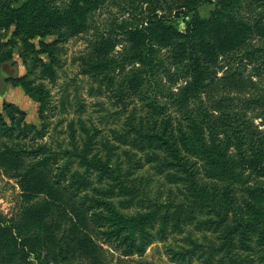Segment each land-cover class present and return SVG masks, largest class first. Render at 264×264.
<instances>
[{"label": "trees", "instance_id": "1", "mask_svg": "<svg viewBox=\"0 0 264 264\" xmlns=\"http://www.w3.org/2000/svg\"><path fill=\"white\" fill-rule=\"evenodd\" d=\"M20 1L0 0V27L15 26L30 39L38 38L40 48L30 44L31 48L36 53H48L54 43L45 42L46 36L60 33L61 29L69 34L84 31L89 14L106 0H69L62 8L47 0ZM145 1L150 7L146 21L133 25L129 19L124 20L130 45L121 53V63L104 59L98 61L99 69L105 73L116 65L121 70L129 63L139 65L123 74L134 87L140 73L150 76L163 69L167 59L160 54L161 47H172L175 67L184 83L177 91L168 90L167 96L182 112L184 122L178 124L174 138L168 132L172 118L166 113V104L152 96L146 98L149 115L141 119L145 120L141 123L144 130L133 129L142 141H157L172 157L173 165L184 167L183 155H189L201 161L208 177L219 183V187L213 185L212 191L196 190L192 196L200 208L213 213V231L218 232L213 239V261L200 257L197 264H258L262 254L252 253L256 247H264V130L246 113L212 112L200 101L201 91L214 71L202 64L199 53L214 55L245 43L250 25L232 16L221 17L232 14L228 8L243 0H215V9L208 17L201 15L196 0H171L169 11L163 14H158L161 0ZM246 1L250 8L255 3L258 7L264 4V0ZM181 15L187 17L184 31L179 30ZM0 62L14 66L12 60ZM254 69L252 76L259 79L256 82L252 76L248 78L253 93L251 98L242 99L244 105L249 99L264 103V52ZM7 78L14 81L17 77ZM113 82L109 76L108 83ZM2 106L11 120L15 119L14 110L20 112L9 102L4 101ZM160 118L163 122H159ZM20 122L21 119L17 121ZM17 127L24 132L36 130L30 124ZM4 129L10 132L14 126L4 125ZM40 135L41 131L34 132V137ZM41 149L8 143L0 149V167L20 178L22 196L30 203L16 219L0 216V261L68 264L78 260L79 264H106L104 244L115 247L124 257L143 253L149 242H142L139 234L156 212L131 216L116 208V198L132 195L133 191L120 178V170L98 153L78 157L68 152L64 165L57 160L50 163L51 156H41ZM73 156L79 158L82 171L72 168ZM92 173L96 180L90 178ZM36 196L41 198L35 201Z\"/></svg>", "mask_w": 264, "mask_h": 264}, {"label": "rangeland", "instance_id": "2", "mask_svg": "<svg viewBox=\"0 0 264 264\" xmlns=\"http://www.w3.org/2000/svg\"><path fill=\"white\" fill-rule=\"evenodd\" d=\"M47 1L62 8L69 0ZM170 1L159 2L158 14L169 11ZM196 2L204 17L215 9V0ZM234 6L228 8L232 14L221 17L232 16L249 24L251 29L244 44L214 55L199 53L202 64L214 71L201 91L200 101L212 112L246 113L264 130V103L249 99L244 105L242 101L251 98L253 90L248 78L264 52V4L258 7L255 3L250 8L243 0ZM149 8L145 0H106L89 14L84 31L69 34L61 29L60 33L46 36L45 42L54 43L48 53H36L31 48L30 44L40 48L38 38L30 39L15 26L0 27V60L14 62L17 78L11 83L21 91V96L15 91L6 100L20 110L13 111L14 120L0 105V149L3 143L25 148L41 146V156L49 155L50 163L57 160L60 165L69 158L68 152L78 157L98 153L120 170V178L133 191L132 195L116 198V208L125 215L156 212V216L139 234L142 242H149L143 253L124 257L115 247L104 244L106 264H197L200 257L210 262L213 239L218 236L213 231V213L200 208L192 196L196 190L212 191L213 185L219 187V183L208 177L201 161L185 154L184 167L173 165L174 160L157 141H142L138 135L144 130L142 117L149 115L147 97L155 96L166 104V113L172 118L168 132L174 138L178 124L184 122L182 112L167 96L168 90L177 91L184 83L175 67L172 47H161L160 54L167 59L163 69L150 76L140 73L134 87L123 74L139 65L129 63L123 70L116 65L105 73L99 69L98 61L104 59L121 63V53L130 45L124 20L140 24L149 16ZM185 19L183 15L178 18L180 31H184ZM234 72L237 73L231 75ZM109 76L114 79L112 84L108 83ZM252 79L257 82L259 77ZM19 119L22 122L17 123ZM21 123L33 125L36 130L24 132L17 127ZM4 125H13L14 130L7 132ZM37 130L41 135L34 137ZM71 160H74L72 168L82 171L79 158L73 156ZM90 178L96 180L93 173ZM19 181L14 172L0 167V216L6 220L18 218L21 210L30 204L22 196ZM38 198L41 197L35 201ZM252 254H262L258 264H264V247H256ZM0 264L8 263L0 261ZM68 264L79 263L73 260Z\"/></svg>", "mask_w": 264, "mask_h": 264}, {"label": "crops", "instance_id": "3", "mask_svg": "<svg viewBox=\"0 0 264 264\" xmlns=\"http://www.w3.org/2000/svg\"><path fill=\"white\" fill-rule=\"evenodd\" d=\"M5 63L6 62H0V105H2L4 101L8 100L9 96L14 94L15 91H17L18 96H21V91L17 90L18 88L14 87L11 83L12 81L8 80V78L1 71L2 66Z\"/></svg>", "mask_w": 264, "mask_h": 264}, {"label": "water", "instance_id": "4", "mask_svg": "<svg viewBox=\"0 0 264 264\" xmlns=\"http://www.w3.org/2000/svg\"><path fill=\"white\" fill-rule=\"evenodd\" d=\"M2 72L6 77H12L14 75H16V70L12 67H10L9 63H5L2 66Z\"/></svg>", "mask_w": 264, "mask_h": 264}, {"label": "flooded vegetation", "instance_id": "5", "mask_svg": "<svg viewBox=\"0 0 264 264\" xmlns=\"http://www.w3.org/2000/svg\"><path fill=\"white\" fill-rule=\"evenodd\" d=\"M11 67V66H10ZM1 71H2V69H1ZM3 73V72H2Z\"/></svg>", "mask_w": 264, "mask_h": 264}]
</instances>
